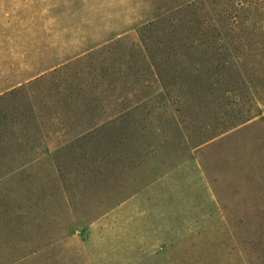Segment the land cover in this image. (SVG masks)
<instances>
[{"label":"rangeland","instance_id":"obj_1","mask_svg":"<svg viewBox=\"0 0 264 264\" xmlns=\"http://www.w3.org/2000/svg\"><path fill=\"white\" fill-rule=\"evenodd\" d=\"M263 5L0 0V264H264Z\"/></svg>","mask_w":264,"mask_h":264},{"label":"crops","instance_id":"obj_2","mask_svg":"<svg viewBox=\"0 0 264 264\" xmlns=\"http://www.w3.org/2000/svg\"><path fill=\"white\" fill-rule=\"evenodd\" d=\"M178 198H181L178 197ZM185 198V197H184ZM171 202H173L174 200L169 199ZM187 212L185 215H183L182 217H179V219L176 220V225H171L168 230L166 232H160V231H155V235L157 236V241L159 242H164L167 244H170L172 242H186L189 241L193 238L194 235L196 234H201L203 233V227L204 226H208L211 224V219L214 218H218L220 217L219 212L217 211L218 206L213 208V213L215 212V214L212 213V209L211 208H207L203 207L200 211V209L197 212L194 209H196L194 207L193 203L188 204L187 202V206H186ZM202 211H205V213L203 214ZM222 217V215H221ZM174 224V223H173ZM206 232V231H205ZM161 236H165L164 238H162L160 240ZM170 245H165L161 246V248H169Z\"/></svg>","mask_w":264,"mask_h":264},{"label":"trees","instance_id":"obj_3","mask_svg":"<svg viewBox=\"0 0 264 264\" xmlns=\"http://www.w3.org/2000/svg\"><path fill=\"white\" fill-rule=\"evenodd\" d=\"M261 11H262V15L264 16V5H263V8L261 9ZM176 25L177 26H175L172 29V31L173 32H179V29H180V35L182 36V33L184 32L183 25H181V26L178 24H176ZM198 27H197V29H198ZM260 28H262V32L264 35V23L262 24V26ZM166 31H168V30H166ZM198 41H199V39L196 38V40H194L192 42V44L196 45L198 43ZM198 44H200V45L203 44V46L198 45L197 48H199L201 51H204V52L210 54L211 56L214 57L215 60H217V62L215 63L216 68H218L221 65L222 67L237 69L238 67H242V65L244 63L246 64L245 67H247L249 64V61H248L249 59H248V57H246L250 51L248 43H242L241 42L240 47H237L235 41H230L228 38L227 39H224L223 37L221 38L218 35V36H214V37H208L205 41L201 40L200 43H198ZM247 46H248V48H247ZM191 47H192V45H191ZM236 47L242 49L241 55L239 53H235V55L232 54V50H236ZM192 51L196 53V50L194 48H192ZM262 56H263V59H262V61H263L264 60V54Z\"/></svg>","mask_w":264,"mask_h":264}]
</instances>
